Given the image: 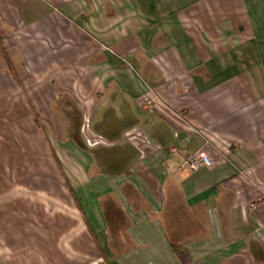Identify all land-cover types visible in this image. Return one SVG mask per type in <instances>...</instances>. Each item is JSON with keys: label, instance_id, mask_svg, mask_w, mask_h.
Instances as JSON below:
<instances>
[{"label": "crops", "instance_id": "0c3cea01", "mask_svg": "<svg viewBox=\"0 0 264 264\" xmlns=\"http://www.w3.org/2000/svg\"><path fill=\"white\" fill-rule=\"evenodd\" d=\"M0 264H264V0H0Z\"/></svg>", "mask_w": 264, "mask_h": 264}, {"label": "built area", "instance_id": "2783aa9c", "mask_svg": "<svg viewBox=\"0 0 264 264\" xmlns=\"http://www.w3.org/2000/svg\"><path fill=\"white\" fill-rule=\"evenodd\" d=\"M212 160L204 149L187 155L183 160V166L192 170H198L203 166H211Z\"/></svg>", "mask_w": 264, "mask_h": 264}, {"label": "rangeland", "instance_id": "374dc122", "mask_svg": "<svg viewBox=\"0 0 264 264\" xmlns=\"http://www.w3.org/2000/svg\"><path fill=\"white\" fill-rule=\"evenodd\" d=\"M17 81H19V80H17ZM57 162H58V160H57ZM59 163V162H58ZM59 165V164H58Z\"/></svg>", "mask_w": 264, "mask_h": 264}]
</instances>
